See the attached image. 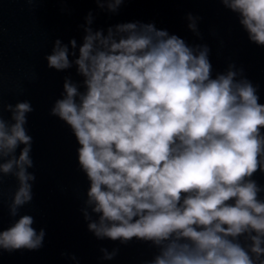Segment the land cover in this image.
Listing matches in <instances>:
<instances>
[{"label": "clouds", "instance_id": "obj_1", "mask_svg": "<svg viewBox=\"0 0 264 264\" xmlns=\"http://www.w3.org/2000/svg\"><path fill=\"white\" fill-rule=\"evenodd\" d=\"M94 2L115 14L126 0ZM218 2L264 46V0ZM94 19L89 11L79 46L75 38H57L45 57L49 68L75 65L83 78L82 85L64 78L50 115L79 145V168L89 181L80 209L88 231L121 245L149 243L156 252L143 264H264V185L254 179L264 174L259 85L234 62L213 77L207 44L189 45L154 22L105 31L93 29ZM185 19L202 38V18ZM33 111L30 101L0 98V184L9 175L17 181L8 205L15 219L0 231V250L9 253L39 250L46 236L33 216L19 212L33 201L36 180L26 128ZM100 251L102 260H113L120 249Z\"/></svg>", "mask_w": 264, "mask_h": 264}]
</instances>
